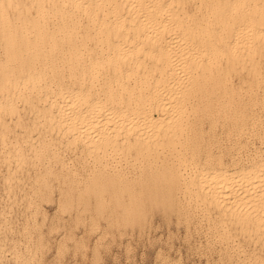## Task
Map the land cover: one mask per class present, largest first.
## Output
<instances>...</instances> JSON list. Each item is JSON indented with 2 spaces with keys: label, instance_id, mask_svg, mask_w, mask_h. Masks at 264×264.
<instances>
[{
  "label": "bare ground",
  "instance_id": "1",
  "mask_svg": "<svg viewBox=\"0 0 264 264\" xmlns=\"http://www.w3.org/2000/svg\"><path fill=\"white\" fill-rule=\"evenodd\" d=\"M0 167V264L42 243L7 214L27 175L35 220L54 188L80 216L127 198L264 264V0H0Z\"/></svg>",
  "mask_w": 264,
  "mask_h": 264
},
{
  "label": "rangeland",
  "instance_id": "2",
  "mask_svg": "<svg viewBox=\"0 0 264 264\" xmlns=\"http://www.w3.org/2000/svg\"><path fill=\"white\" fill-rule=\"evenodd\" d=\"M221 136L219 128L218 138L222 139ZM0 172L5 173L4 167H0ZM29 178L27 175L22 180L16 192L18 203L12 211L7 209V214L12 217L9 216L14 226L12 234L17 240L26 231L35 239L40 234L42 243L39 251L28 253L29 262L15 261L6 253L3 264H224L221 244L214 241L204 225L188 231L174 215H165L160 210H154L139 223L130 224L122 214L127 198L121 201V206L106 205L101 214L86 212L80 216L74 210L61 209L60 190L54 188L50 198L41 201L43 212L35 220L25 205V196L31 189ZM4 201L5 192L0 185V211L7 208ZM34 221L39 228L37 234L33 231ZM26 253L24 250L22 254Z\"/></svg>",
  "mask_w": 264,
  "mask_h": 264
}]
</instances>
